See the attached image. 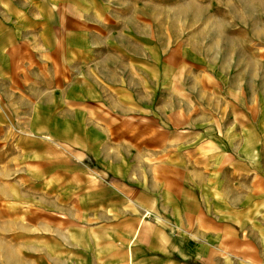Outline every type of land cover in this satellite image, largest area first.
Returning a JSON list of instances; mask_svg holds the SVG:
<instances>
[{"label":"crops","instance_id":"1","mask_svg":"<svg viewBox=\"0 0 264 264\" xmlns=\"http://www.w3.org/2000/svg\"><path fill=\"white\" fill-rule=\"evenodd\" d=\"M138 2L0 0V225L27 264H264V123L125 90Z\"/></svg>","mask_w":264,"mask_h":264},{"label":"rangeland","instance_id":"2","mask_svg":"<svg viewBox=\"0 0 264 264\" xmlns=\"http://www.w3.org/2000/svg\"><path fill=\"white\" fill-rule=\"evenodd\" d=\"M149 1L119 18L121 34H107L141 57L140 66L125 68V90L152 91L154 105H167L174 122L216 116L244 122L246 101L247 120L264 123V0ZM4 225L0 234L9 235L0 240V264L29 263L36 242L14 241L23 228Z\"/></svg>","mask_w":264,"mask_h":264}]
</instances>
